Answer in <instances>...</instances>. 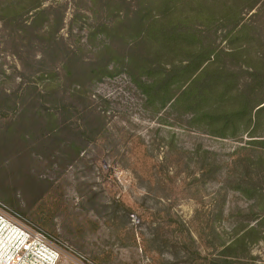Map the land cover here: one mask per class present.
I'll return each mask as SVG.
<instances>
[{
    "label": "rangeland",
    "instance_id": "obj_1",
    "mask_svg": "<svg viewBox=\"0 0 264 264\" xmlns=\"http://www.w3.org/2000/svg\"><path fill=\"white\" fill-rule=\"evenodd\" d=\"M20 1L0 0V201L51 236L57 264H264V0L243 4L260 39L223 55L227 67L259 70L237 87L260 79L251 116L222 134L174 104L178 83L163 105L117 60L90 74L112 43L97 23L125 4L36 0L4 14ZM71 49L88 76L64 68Z\"/></svg>",
    "mask_w": 264,
    "mask_h": 264
},
{
    "label": "trees",
    "instance_id": "obj_2",
    "mask_svg": "<svg viewBox=\"0 0 264 264\" xmlns=\"http://www.w3.org/2000/svg\"><path fill=\"white\" fill-rule=\"evenodd\" d=\"M92 1L93 6L100 8L105 4L126 5L125 13L117 20L97 23L98 27H108L112 43L120 48L109 42L98 52L102 61L90 69L94 77L111 72L107 61L116 64L117 60L150 97H160L163 105L169 100L171 86L178 83L181 92L174 93V98L177 97L174 104L194 110L195 120H205L214 134H222L229 126L236 125L238 117L251 116L252 96L260 78L244 76L246 88L237 86L243 71L251 75L255 71L256 75L259 70L250 71L241 65L227 67L222 61L224 54L243 56L247 48L238 45L239 42L250 49V45L254 47L252 41L260 39L255 38L257 26L245 20L243 4L249 2L248 8L253 9L261 0H140L135 7L133 3L138 0ZM8 3L4 14L12 16H18L27 5L39 4L36 0ZM45 9H39L36 15L40 16ZM223 41H227L230 51L222 46ZM75 53L67 55L64 68L71 75L88 76L90 63L77 61ZM148 75L153 77L149 83L142 79ZM212 98L218 105L210 103ZM222 99L228 102L221 104ZM260 105L258 114L264 113V98L256 106Z\"/></svg>",
    "mask_w": 264,
    "mask_h": 264
},
{
    "label": "built area",
    "instance_id": "obj_3",
    "mask_svg": "<svg viewBox=\"0 0 264 264\" xmlns=\"http://www.w3.org/2000/svg\"><path fill=\"white\" fill-rule=\"evenodd\" d=\"M61 257L50 235L0 201V264H57Z\"/></svg>",
    "mask_w": 264,
    "mask_h": 264
}]
</instances>
